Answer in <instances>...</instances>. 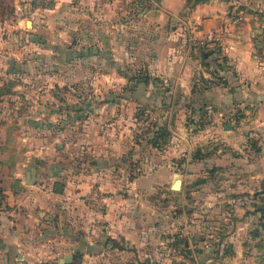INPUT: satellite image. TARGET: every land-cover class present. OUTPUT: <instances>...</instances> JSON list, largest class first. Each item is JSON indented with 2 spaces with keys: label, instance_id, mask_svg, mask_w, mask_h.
Instances as JSON below:
<instances>
[{
  "label": "crops",
  "instance_id": "0c3cea01",
  "mask_svg": "<svg viewBox=\"0 0 264 264\" xmlns=\"http://www.w3.org/2000/svg\"><path fill=\"white\" fill-rule=\"evenodd\" d=\"M92 2L26 0L24 12L34 18L30 28L32 36L53 39L56 44L52 46L47 42L41 47L35 44L36 49L48 53L44 55L45 58L38 61L40 57L36 53L34 59L26 62L14 60V66L26 69L28 65L29 71H36L33 75L35 81L43 65L52 67L53 62L68 64L70 51L75 52L80 48L79 61L91 59L98 70L96 82L103 85L125 82L126 78L118 73V68L124 65L130 69L132 65L142 67L143 76L154 73L168 81V87L158 86L155 91L151 89V79L149 83H145L142 78L136 79V82L131 79L135 82L131 87L133 94L129 92L123 99L130 109L136 102L146 100L165 105L170 102L173 88L178 93L172 94L171 106L174 107V96L177 99L180 91L191 95L195 73L203 72L207 83L201 88V98L198 99L200 103L205 102V107L209 109L212 118L210 126L217 128L219 121L223 124L221 141L224 145L220 158L224 166L221 172L224 180L221 186L222 200L226 201L231 211L242 213L237 219V230L228 235L232 244L230 252H221L219 261H213L211 246H205L200 258L203 256L205 264H264V229L260 222L264 217L260 218L255 208L257 202L264 203V61L259 58L255 46V34L264 28V0H107L103 6L105 21L101 24L93 22L89 14ZM20 18V23L26 20ZM209 32H215L217 36L202 41L203 38L207 39ZM66 34L74 37L72 45L61 41V35ZM56 36L59 38L56 39ZM93 36L99 37V43L93 40ZM184 36L189 38L187 44L183 42ZM57 49L61 54L54 59L52 53ZM17 50L21 52L20 48ZM205 50L210 52L202 57ZM127 77L130 78L129 75ZM45 79L49 89L53 81L68 77H57L50 72L45 74ZM142 82L148 85L138 95L135 90ZM179 88L180 91H177ZM18 94L19 102L24 106L16 111L17 117L14 116L12 120L3 117L0 121V185L5 193V204L0 203V264H50L55 254L48 249L39 251L34 230L39 219L44 217V233L47 237L55 213L63 219L66 210L75 222L68 219L69 222L63 224L60 219L57 223L66 226V236H71L78 244L84 240L81 233L77 230L70 233L69 229L73 226L76 229L84 227L94 219L107 221L106 226L110 227L112 238L116 239L118 233L128 238L130 227L126 225L125 215H121L124 209H128V202L123 200L124 194L120 196L111 188L110 193L105 194L107 210L94 211L86 199L94 188L103 192L99 186L90 185L88 178L82 174L73 179L69 177L66 183L61 179L55 181V176L65 175L66 167H43L44 161L39 160L40 152L32 145L34 138L31 130L36 121L30 116L47 112L45 107L37 111L41 105L36 102L37 95H27L21 89ZM26 97L33 102L25 105ZM0 98L2 104L5 99L3 96ZM175 122L177 126L181 125L176 119ZM9 123H14L11 128H15L11 135L7 132ZM108 130L112 133V128ZM86 135L88 143L103 136L101 130L87 131ZM250 140L259 147L254 155L247 153L249 150L246 147ZM71 142L76 143L75 138ZM119 142L114 139V144H110L104 155L95 161L112 163L115 159L113 150ZM234 151L236 153H232ZM32 166L36 169L34 180L28 173ZM149 174L157 176L154 171L146 175ZM140 176L128 180L126 189L129 192L133 193L141 187V183L136 181ZM76 178L77 181H74ZM57 183L61 189L56 188ZM142 183L145 186L141 188L153 187V182ZM77 251L80 252H67L72 256V260L67 263L82 264V257L90 254ZM65 254L57 259L58 264H66L61 262ZM145 257L144 262L136 260L135 264H147L151 258ZM121 258L122 264L132 262L126 256Z\"/></svg>",
  "mask_w": 264,
  "mask_h": 264
},
{
  "label": "rangeland",
  "instance_id": "374dc122",
  "mask_svg": "<svg viewBox=\"0 0 264 264\" xmlns=\"http://www.w3.org/2000/svg\"><path fill=\"white\" fill-rule=\"evenodd\" d=\"M25 1L0 2V96L5 99L0 104V121L3 117L12 120L20 111L18 108L24 106L17 96L20 89L27 95H37L36 102L41 104L37 111L45 107L47 114L39 112L30 116L36 121L31 133L33 148L39 150L43 167H66L67 174L55 176V181L61 179L66 183L69 177L73 179L82 174L88 178L90 185L99 186L106 195L111 188L120 196L124 194V199L123 196L121 199L128 202V209H124L121 215H125L126 225L130 227L128 238L118 233L114 239L110 227L106 226L107 221L94 219L84 227L76 229L73 226L69 229L70 233L76 230L81 233L84 240L78 244L74 238L66 236V226L57 223L61 217L55 213L47 234L50 240L44 233V217L35 227L39 251H53L55 258L50 264H58L59 257L67 252L79 253L77 250L90 253L82 257V264H122V256L129 258L132 261L130 264H135L136 260L144 262L145 256L152 259L147 264H205L203 256L200 257L205 246H211L213 261H219L221 252L228 253L232 249L228 235L237 230V219L242 212L231 211L226 201L222 200L221 186L224 180L221 172L224 166L220 158L224 145L221 141L223 124L219 121L217 128H212L209 109L198 108V98H201V88L205 84L203 72L195 73L191 95L179 88L176 89L180 91L176 99L178 93L173 88L169 103L138 101L133 109L123 101L126 94L132 93L131 87L134 85L127 75L144 77L143 68L134 65L131 69L126 65L119 67L118 73L126 78L125 82L103 85L96 82L98 70L94 68L92 60L85 58L79 61L80 48L75 52L70 51L68 64L53 62L52 67L43 65L34 81L36 71H29L28 65L26 69H18L13 61H29L34 59L36 53L40 57L38 61H41L48 53L36 49L35 44L41 47L49 42L53 46L56 41L32 36L30 28L34 18L25 14ZM18 17L26 20L20 23ZM97 38L96 43H99ZM61 41L69 46L74 37L61 35ZM18 48L21 52H18ZM52 54L55 59L61 53L57 49ZM50 72L68 79L53 81L48 89L45 74ZM146 76L148 80L151 79V89L155 91L158 86L165 88L170 85H164L163 78L154 73ZM195 84L197 92L193 91ZM147 85L142 82L135 92L140 95ZM173 92L176 94L174 107L171 106ZM110 94L113 95L112 100L109 99ZM30 102L33 101L26 97L24 104L29 105ZM175 119L181 123L180 126L176 125ZM9 124L7 132L11 135L15 128H11L14 123ZM161 125L168 130L164 137L159 136ZM110 128L112 133L108 130ZM94 130H101L103 136L88 143L86 132ZM93 135L97 136L95 133ZM73 138L76 143L71 142ZM155 138L158 140L156 146L152 143ZM114 139L120 142L113 150V162L95 161L104 155L110 144H114ZM151 171L157 176L146 175ZM138 175H142L136 180L141 187L145 186L142 182H153V187H139L136 193H131L126 189L128 180ZM175 179L181 180L179 189L171 187ZM86 200L92 203L88 198ZM0 203L5 204L4 192ZM107 206L105 203L102 208L96 209L91 204L92 210L98 212L106 211ZM65 215L61 219L63 224L69 222L68 219L75 222L67 210ZM115 242L119 247H112Z\"/></svg>",
  "mask_w": 264,
  "mask_h": 264
},
{
  "label": "trees",
  "instance_id": "16d2710c",
  "mask_svg": "<svg viewBox=\"0 0 264 264\" xmlns=\"http://www.w3.org/2000/svg\"><path fill=\"white\" fill-rule=\"evenodd\" d=\"M188 1H192V0H188ZM197 1V0H196ZM0 2H1V0H0ZM255 46H256V49H257V54H258V56H259V58L260 59H262L263 61H264V28L262 29V30H257V32H256V34H255ZM129 76H131L130 78L131 79H135L134 81L136 82V79H140V78H142V80L144 81V82H147L148 81V77L147 76H144V77H140V76H134V75H129ZM216 77H217V79H220V76H218V75H216ZM204 80V82H205V84L204 85H206V83H207V80L204 78L203 79ZM135 82H133V84L135 83ZM196 85V84H195ZM193 86V90L194 91H196L198 88H197V85L196 86ZM204 87V86H203ZM205 105H206V103L204 102V103H199V106H198V108H200L201 110L202 109H204L205 110ZM167 133H168V130H167V128H166V126L165 125H161L160 126V128H159V136L160 137H164V136H166L167 135ZM251 139V138H250ZM152 143L156 146V145H158V140H157V138H155L153 141H152ZM248 146L246 147V149L247 150H249L247 153H249V155H254L255 153H257L258 152V150H259V147L257 146V144L255 143V141H253V140H250V141H248ZM249 157V156H248ZM3 196V188H2V186L0 185V197H2ZM255 208H256V210H258L259 211V213H260V218H263L264 217V203H256V205H255ZM261 222V228L262 229H264V220H261L260 221ZM115 246H118L119 247V245L115 242L113 245H112V247H115ZM66 264H72V263H66Z\"/></svg>",
  "mask_w": 264,
  "mask_h": 264
},
{
  "label": "built area",
  "instance_id": "2783aa9c",
  "mask_svg": "<svg viewBox=\"0 0 264 264\" xmlns=\"http://www.w3.org/2000/svg\"><path fill=\"white\" fill-rule=\"evenodd\" d=\"M107 0H93L91 6L89 7V13L90 16L92 18V21L97 23V24H101L105 21V14H104V3ZM238 16L235 18L237 20ZM217 34L215 35V32H209L208 35L206 36L207 39L203 38L202 41H208L210 39H213L214 37H216ZM97 37L93 36V40L95 42H97ZM183 42L184 44L188 43V36H184L183 38ZM219 39V37H218ZM233 48V47H232ZM163 83L164 85H169L168 81L166 79H163ZM107 196L101 192L99 189L94 188L91 192L90 195L88 196V199L90 201H92V205L96 208V209H100L102 208V206L105 204Z\"/></svg>",
  "mask_w": 264,
  "mask_h": 264
},
{
  "label": "water",
  "instance_id": "95a60500",
  "mask_svg": "<svg viewBox=\"0 0 264 264\" xmlns=\"http://www.w3.org/2000/svg\"><path fill=\"white\" fill-rule=\"evenodd\" d=\"M209 52H210V50H205V51L202 52L201 56H202V57H205V56H207V55L209 54ZM112 98H113V95L110 94L109 99L112 100ZM28 173H29V175L31 176V178L34 180V178H35V174H36V169H35V167H33V166L30 167V170H29ZM180 184H181V180H180V179H175V180L172 182L171 187H172L173 189H179V188H180ZM56 188H57V189H61V185H60L59 183H57V184H56ZM71 260H72V256H71V254H70V253H66L64 259L61 260V262H65V263H67V262H70Z\"/></svg>",
  "mask_w": 264,
  "mask_h": 264
}]
</instances>
